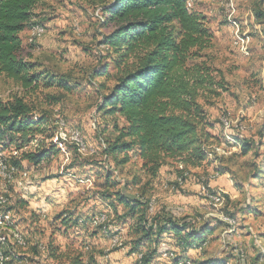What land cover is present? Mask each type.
Returning a JSON list of instances; mask_svg holds the SVG:
<instances>
[{"label": "rangeland", "instance_id": "1", "mask_svg": "<svg viewBox=\"0 0 264 264\" xmlns=\"http://www.w3.org/2000/svg\"><path fill=\"white\" fill-rule=\"evenodd\" d=\"M47 2L49 6L44 9L47 12L44 18H48L44 22L45 33L30 41V30L24 32L23 55L38 61L41 70L49 69L54 77L67 82L68 88L55 84L48 88L42 87L35 95L41 108L51 112L54 118H61L58 129H65L66 132L61 133V142L59 130L55 132L53 140L61 149L57 155L37 165L24 160L21 164L25 171L16 172L15 169L8 178L0 175V195H8L14 207L18 199L24 201V207H12L10 211L15 226L13 229L18 230L24 240L26 238L28 245L37 241L47 245L52 235L62 247L73 243L75 247L83 248L88 255L92 251L95 264H141L138 259L141 254L129 252L126 223L118 221L101 196L105 173L114 165L111 160H105L100 150L104 121L96 113V104L103 92L101 83L104 78H96L97 84H93L89 74L99 65L98 56L102 47L98 43L102 33L108 32L110 27L102 26L99 8H87L79 0ZM188 6L206 18L212 45L204 51L203 57L215 69L217 80L224 82L221 96L212 97L210 105L206 107L209 120L214 124L210 130L222 142L219 146L217 143L212 146L215 153H209L210 162L206 161L200 167L183 169L177 162L164 167L159 177L147 185L146 193L152 199L155 212H174L179 218L195 220L197 227L206 223L216 229L214 235L207 237L205 245L191 248L189 255H185L186 259L182 260L195 264V260L213 257L227 258L229 264H264V16L258 20L255 14L257 8L264 14V0H188ZM96 11H100L98 18ZM20 90L12 80L0 78V101L8 100ZM47 93L56 96L57 100H48L45 96ZM225 120L229 125L225 124ZM108 121L111 128L113 120ZM72 131L79 133L78 142L73 139ZM238 138L258 144L257 155L251 152L229 161L234 176L231 173H218L222 163L217 156L228 158L233 152L239 151V146H230ZM73 145L81 148L79 153L83 154H79ZM31 148L28 146L23 150ZM13 149L10 146L2 150L11 166L14 165L9 161V156L18 153L13 152ZM97 150L98 154L93 155ZM75 160L92 162V165L71 168ZM139 164L137 159H132L123 171L113 172L112 169L114 179L120 185L112 186L111 192L122 188L124 183H131L134 176L141 174ZM183 170L186 173L181 175ZM255 172L261 174L260 179L255 178ZM180 176H185V180L182 185H177L175 181ZM235 181L243 184L244 192L236 189ZM215 182L224 190L226 185L231 188L225 192L215 186ZM202 183L210 184L235 203L226 198L221 202H209L201 194ZM128 190L135 192V188ZM248 202L251 203L249 208L256 207V215H248V208L245 207ZM68 208H75L88 221L85 225L71 229L74 233L65 237L54 232L52 222ZM42 209L45 217L37 211ZM118 209L123 212L121 206ZM227 211L236 213L235 218L229 216L236 220L233 234L229 237L224 234L230 226L226 222L225 225L220 224L223 216L228 217ZM101 214L108 218L96 224ZM92 218H95L94 221ZM1 228L2 224L0 232ZM9 235L14 241L11 232ZM227 240L228 245L225 244ZM165 241L167 243L163 248L174 251L175 257L181 255L182 249L174 241H167V238ZM26 245L19 246L18 253H28ZM241 251L245 253V262H240L238 253ZM162 255L153 263H175V257L167 259ZM45 256L43 252L42 258ZM257 256L258 260L255 259ZM26 257L31 258L29 255ZM34 264H44V260Z\"/></svg>", "mask_w": 264, "mask_h": 264}, {"label": "trees", "instance_id": "2", "mask_svg": "<svg viewBox=\"0 0 264 264\" xmlns=\"http://www.w3.org/2000/svg\"><path fill=\"white\" fill-rule=\"evenodd\" d=\"M47 1L0 0V78L12 80L21 89L8 100L0 101V150L13 146L12 151L18 152L9 156L16 172L24 160L37 165L61 151L53 140L61 118H54L51 112L41 108L35 95L42 87L57 84L68 88V84L54 77L49 69L41 70L38 61L23 55L25 46L21 36L33 24L44 26L48 19L44 18L47 13L44 9L49 6ZM79 1L87 8H99L102 26L110 27L108 32L102 33L98 43L102 47L99 65L89 74L93 84H97L96 78H104L103 92L96 104V113L104 121V135L100 139L105 147L100 150L105 160H111L114 165L105 173L102 199L107 201L118 221L126 223L129 252L141 254V264L153 262L161 250L164 234H172L175 244L184 252L193 245L202 247L216 229L206 223L197 227L195 220L179 218L174 212H155V207L149 211L151 198L146 189L159 177L163 167L173 162L183 169L200 167L210 162L209 153H215L212 146L221 145L222 140L210 130L214 124L209 120L206 107L212 97L221 96L225 86L203 57L204 51L212 45L206 18L190 8L188 0ZM255 14L258 20L264 16L260 8ZM45 96L48 100H57L52 94ZM109 119L113 120L111 128ZM236 145L239 151L228 158L217 156L222 163L218 173L234 176L229 161L251 152L257 155L259 146L253 141L238 138L230 146ZM28 146L32 148L23 150ZM73 148L80 152L79 147L73 145ZM132 159L140 162L141 174L111 192L112 186L120 185L113 172L123 171ZM83 165H92V162L75 160L70 167ZM184 171L181 175L186 173ZM255 175L261 178V174L255 172ZM180 177L185 180V176ZM235 185L239 190L244 188L240 181H235ZM128 188H135V192H129ZM221 196V201L224 198L231 201L228 195L221 193ZM23 202L18 199L15 207H24ZM12 207L9 203L6 209L12 210ZM226 214L235 218L236 213L227 211ZM86 220L75 208H68L55 217L54 232L70 237L74 233L71 229L85 225ZM220 224L225 225V222L220 220ZM51 237L43 250L39 242L32 245L38 261L18 253L21 247L10 242L2 246L7 260L0 262L32 264L44 260V264H95L92 251L88 255L73 243L62 247ZM26 243L28 245L27 240ZM42 251L46 255L44 259ZM238 256L243 258L245 253L241 251ZM181 258L186 259L176 255L173 260L178 262ZM255 259L258 260V256ZM181 263L192 264L189 260ZM193 263L229 264L227 258Z\"/></svg>", "mask_w": 264, "mask_h": 264}, {"label": "bare ground", "instance_id": "3", "mask_svg": "<svg viewBox=\"0 0 264 264\" xmlns=\"http://www.w3.org/2000/svg\"><path fill=\"white\" fill-rule=\"evenodd\" d=\"M44 33H45V27L42 24H33L32 27H31V29H30V41H34L37 37L42 36ZM73 133H74L73 139L78 142L79 141V138H80L79 133L78 132H73ZM83 149L84 148H82V150ZM2 160L5 161V162L2 163ZM15 169L16 168L14 166H11L7 162V158L2 154V150H0V175H1V177H3V176L6 177V178H8V176L11 177L14 174ZM177 181L179 183L178 185H182L183 182H184V179L181 178V177H179ZM0 198H6V197L0 195ZM221 200H222L221 192H218V194L215 195V202L216 201L221 202ZM7 206H8V204L5 205L6 215H4L2 211H0V222H6V224L5 223H0V225L1 224L3 225V229L1 228L2 229V232H0V261L7 260L5 258V256L3 255V251H2V246L3 245H6L7 246L11 242V244L12 243H15L18 246H22L23 247L26 244V242H25L22 234H19L18 233V230H14L15 233H13L12 227L15 228V226L13 224V216L11 214V211L6 209ZM150 207H151V210L150 211L152 212L154 210V207H155L152 201L150 202ZM225 217H226V219H232V218H229L227 216H225ZM107 218H108L107 215H101V218L97 219L96 224L97 223H102V222L106 221ZM12 224H13V226H12ZM4 229H5V231H3ZM233 231H234V228L233 227L231 229L227 230L226 231V234H224L225 237L231 236V234H233ZM10 232L12 234L11 236H13V238H14L13 239L14 241H12L10 239L11 238L10 235H9ZM18 236H20V242H18ZM227 243H228V240L226 241L225 244H227ZM171 253H172L171 257H173L174 254H173V252H171ZM150 264H152V263H150Z\"/></svg>", "mask_w": 264, "mask_h": 264}, {"label": "built area", "instance_id": "4", "mask_svg": "<svg viewBox=\"0 0 264 264\" xmlns=\"http://www.w3.org/2000/svg\"><path fill=\"white\" fill-rule=\"evenodd\" d=\"M95 15H96V17L98 18V17H100V11H96L95 12ZM225 122V124H227V125H229V123H228V121H224ZM59 130V132H60V142L61 141H63V140H61V133L62 132H66V130L65 129H58ZM100 147L102 148H104L105 147V142L103 141V140H101L100 139ZM69 145H70V143H69ZM79 145H80V143H79ZM85 151H89V150H85ZM97 152H98V150H97ZM97 152H95V154L97 153ZM80 154H82V153H80ZM5 161H3L2 160V163H4ZM1 163V164H2ZM3 171V170H2ZM2 173V172H1ZM205 198H206V200H208L209 202H215V189L214 188H212L211 187V185L210 184H208V183H202V193H201ZM9 203H11V200H10V198L7 196L6 198H0V211H2L3 212V214L4 215H6V212H5V205H7V204H9ZM151 210V207H149V211ZM101 215H103V214H101ZM95 219V218H94ZM222 220L224 221V222H226V224L228 225V226H230V229L234 226V222H236V220L235 219H226V217L225 216H223V218H222ZM0 223H5L6 224V222H0ZM12 230H13V233H15L14 232V229H13V227H12ZM114 239H116V238H114ZM18 242H20V236H18ZM228 243H229V240H228ZM39 247H46L45 245H42V244H40L39 245ZM13 250H14V248H13ZM171 255H172V253H171V251L170 250H168V249H163V255H162V257H164V258H169V257H171ZM141 258H142V255H140V256H138V259H139V261H141ZM240 259H243V258H240Z\"/></svg>", "mask_w": 264, "mask_h": 264}, {"label": "crops", "instance_id": "5", "mask_svg": "<svg viewBox=\"0 0 264 264\" xmlns=\"http://www.w3.org/2000/svg\"><path fill=\"white\" fill-rule=\"evenodd\" d=\"M27 31V30H26ZM26 31H24V32H26ZM23 32V33H24ZM22 33V34H23ZM22 34H21V36H22ZM166 167H168V166H166ZM165 167V168H166ZM164 168V167H163ZM162 168V169H163ZM161 169V170H162ZM22 171H25V169L23 168V167H21L20 169H19V172H22ZM161 172V171H160ZM227 175L229 174V173H226ZM256 178V177H255ZM256 179H258V178H256ZM260 179V178H259ZM48 181V180H47ZM232 182V181H231ZM235 183V182H234ZM232 185H233V183H231ZM215 186H217V183L215 182V184H214ZM235 185V184H234ZM41 187H42V185H41ZM40 187V188H41ZM217 187H221L222 189H223V191H225V192H227V189H229V187L230 186H228V185H226L225 187V189L226 190H224V188L222 187V186H217ZM235 187H236V185H235ZM231 188V187H230ZM221 189V190H222ZM232 189H234V187H232ZM236 189L237 190H239L237 187H236ZM244 189V188H243ZM240 192H244L243 190H239ZM152 200V199H151ZM249 204H247V206L245 205V207L246 208H248V215H252L253 213L256 215V207H253V208H249V205H251V203L250 202H248ZM252 207V206H251ZM253 210H255V211H253ZM39 213H41L42 212V216H46L45 214H44V209H42V210H37ZM175 214V213H174ZM39 215V214H38ZM176 215V214H175ZM245 217H247V215H245ZM55 223H56V221H55V219L53 220V222H52V225H53V227L55 226ZM54 229V228H53ZM214 233H215V231L212 233V234H210V235H208V236H211V235H214ZM166 238H167V241H174L175 242V240H174V238H173V236H172V234H164V236H163V240H162V245H161V250H160V252L158 253V255L154 258V260H153V262L154 263H156V261L157 260H159L161 257H160V255H162V253H163V249H165V248H163V247H165V245H166ZM50 239H52V237L50 238ZM37 242H39V243H41L40 241H37ZM32 245H33V243H31V244H29L28 245V247L26 248V249H28V253L26 252V253H24V255H26V256H28L29 255V257L30 256H32V258H34L35 260H39V256L38 255H35L33 252H32ZM177 246V245H176ZM177 247H179V246H177ZM195 247H197V245H193V246H191V247H189L188 248V250L187 251H182V253H181V255H179V257H182V256H185V255H189V253H190V251H191V248H195ZM180 248V247H179ZM169 250V249H168ZM170 251H172V250H170ZM246 257V256H245ZM213 258V257H212ZM212 258H207V259H205V258H202V259H200V260H195V261H206V260H208V259H212ZM169 259V258H168ZM181 259H183V258H181ZM162 260H164V259H162ZM180 260V259H179ZM176 264H178V262H176L175 260H173ZM153 262H151V263H153ZM35 263V262H34ZM34 263H32V264H34ZM153 263V264H154ZM174 263V264H175Z\"/></svg>", "mask_w": 264, "mask_h": 264}]
</instances>
